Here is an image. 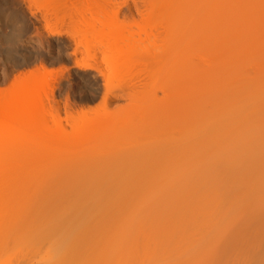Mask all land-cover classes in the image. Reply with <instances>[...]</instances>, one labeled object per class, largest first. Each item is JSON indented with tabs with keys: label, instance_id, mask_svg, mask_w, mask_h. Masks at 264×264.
I'll list each match as a JSON object with an SVG mask.
<instances>
[{
	"label": "bare ground",
	"instance_id": "obj_1",
	"mask_svg": "<svg viewBox=\"0 0 264 264\" xmlns=\"http://www.w3.org/2000/svg\"><path fill=\"white\" fill-rule=\"evenodd\" d=\"M127 7L103 111L0 94V264H264V0Z\"/></svg>",
	"mask_w": 264,
	"mask_h": 264
},
{
	"label": "rangeland",
	"instance_id": "obj_2",
	"mask_svg": "<svg viewBox=\"0 0 264 264\" xmlns=\"http://www.w3.org/2000/svg\"><path fill=\"white\" fill-rule=\"evenodd\" d=\"M134 1L0 0V94L43 80L49 86L48 105L56 107L65 124L71 114L103 111L106 57L113 50L102 45L105 37L97 29L114 18L137 30L145 15L128 11ZM87 46L94 59L88 58ZM88 60L93 67H85ZM134 71L133 76L141 75Z\"/></svg>",
	"mask_w": 264,
	"mask_h": 264
}]
</instances>
